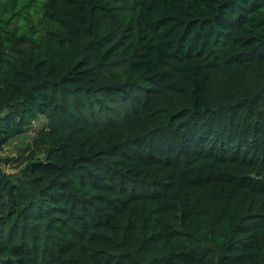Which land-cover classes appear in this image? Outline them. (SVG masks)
Returning <instances> with one entry per match:
<instances>
[{
  "label": "trees",
  "instance_id": "obj_1",
  "mask_svg": "<svg viewBox=\"0 0 264 264\" xmlns=\"http://www.w3.org/2000/svg\"><path fill=\"white\" fill-rule=\"evenodd\" d=\"M0 264H264V0H0Z\"/></svg>",
  "mask_w": 264,
  "mask_h": 264
},
{
  "label": "rangeland",
  "instance_id": "obj_2",
  "mask_svg": "<svg viewBox=\"0 0 264 264\" xmlns=\"http://www.w3.org/2000/svg\"><path fill=\"white\" fill-rule=\"evenodd\" d=\"M45 124V119L39 117L31 127H29L24 133L11 139L6 143L0 153L1 157L9 159L10 162L2 164V168L6 173H18L26 164V159L30 154V151L35 148L37 156L42 155L43 151L40 147H34L33 137Z\"/></svg>",
  "mask_w": 264,
  "mask_h": 264
}]
</instances>
